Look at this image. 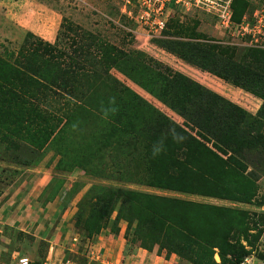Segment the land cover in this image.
<instances>
[{
  "label": "rangeland",
  "instance_id": "obj_1",
  "mask_svg": "<svg viewBox=\"0 0 264 264\" xmlns=\"http://www.w3.org/2000/svg\"><path fill=\"white\" fill-rule=\"evenodd\" d=\"M232 4L235 22L255 8L252 0ZM167 25L147 37L116 0H0V264L12 254L41 263L42 233L45 264H194L173 251L181 234L227 242L245 264H264V78L230 76L264 77V41L249 46L199 10ZM174 43L232 59L211 74L182 61ZM175 72L250 117L228 156L197 163L228 199L147 184L138 145L145 108L125 92L182 124L165 105L175 103ZM62 90L76 100L58 97ZM109 107L116 111L104 118ZM214 252L211 264H220Z\"/></svg>",
  "mask_w": 264,
  "mask_h": 264
},
{
  "label": "trees",
  "instance_id": "obj_2",
  "mask_svg": "<svg viewBox=\"0 0 264 264\" xmlns=\"http://www.w3.org/2000/svg\"><path fill=\"white\" fill-rule=\"evenodd\" d=\"M232 11L235 22L233 4ZM173 46L183 51L184 55L178 54L177 56L186 64L211 74L224 73L227 69L225 65L232 59L230 57L232 55H225L221 52L216 54L213 50H202L200 46L194 44L174 43ZM230 76L243 82L264 78L256 73L243 76L236 71L233 74L230 73ZM172 79H175V85L172 87V101L175 103H165V105L182 119V124L170 120L131 92H125L126 96L137 101L136 106L145 108L138 137L142 136L143 138L138 141V145L140 149H144V158L152 174L147 184L164 190L228 199V193L216 184V179L210 178V173H206L208 176L203 175L200 169H197V163L202 156L209 160L216 158L217 153L228 156L236 144H234L235 137L238 140L246 137L247 133L246 129H243V125L246 126L250 117L235 105L179 73H173ZM45 80L47 81V79ZM50 80L55 85L57 78L53 76ZM62 92L63 95H58V97L66 96L67 100L69 98L76 100L73 97L74 94L69 91L62 90ZM158 93L160 94V91ZM189 100L192 102L190 103ZM172 127L184 135V142L176 144L170 139H166L165 150L154 158L151 154L152 144L156 140L164 138ZM209 145L210 147H208ZM219 162L224 170L232 169V163L227 164L223 159ZM226 171L225 173H227ZM136 196L138 201L146 197L142 194ZM225 244L223 241H213V243L203 245L197 243L195 239L181 234L179 241L177 240L174 244L173 251L182 258L190 259L194 264H211L215 254L214 250L218 251L220 264L242 263L244 259L238 258L234 247L227 242ZM158 256L160 255L158 254ZM228 256L232 259L228 260Z\"/></svg>",
  "mask_w": 264,
  "mask_h": 264
},
{
  "label": "built area",
  "instance_id": "obj_3",
  "mask_svg": "<svg viewBox=\"0 0 264 264\" xmlns=\"http://www.w3.org/2000/svg\"><path fill=\"white\" fill-rule=\"evenodd\" d=\"M74 1L83 2L84 0ZM116 1L120 5V11L131 19L147 37L160 36L172 15L199 10L212 15L217 27L223 32L233 31L235 38L244 39L249 46H255L264 41V0H252L255 5L253 12L250 15H243L239 22L233 21V0ZM245 261L240 264H245ZM18 264H28V259L20 258Z\"/></svg>",
  "mask_w": 264,
  "mask_h": 264
},
{
  "label": "clouds",
  "instance_id": "obj_4",
  "mask_svg": "<svg viewBox=\"0 0 264 264\" xmlns=\"http://www.w3.org/2000/svg\"><path fill=\"white\" fill-rule=\"evenodd\" d=\"M110 104H115V100H110ZM116 109L114 107H109L107 109H103V116L107 118L108 114L114 113ZM170 139L172 142L176 144L183 143L185 140L184 135L179 132L176 128H170L167 133L165 134L164 138L156 140L151 146V154L155 158L156 156L160 155L165 150V140Z\"/></svg>",
  "mask_w": 264,
  "mask_h": 264
},
{
  "label": "crops",
  "instance_id": "obj_5",
  "mask_svg": "<svg viewBox=\"0 0 264 264\" xmlns=\"http://www.w3.org/2000/svg\"><path fill=\"white\" fill-rule=\"evenodd\" d=\"M39 235V234H38ZM38 240H40V241H44V242H46L47 243V245H46V248H45V253L43 254V256H42V262L41 263H39V264H45V262L46 261H48V249H49V241L45 238V234L44 233H42V234H40L39 236H38ZM52 246H51V249H50V251L52 250ZM143 252H142V254L146 257L147 255H152L151 256V259L150 260H152L153 261V258L152 257H154V259H156V260H158V261H161V260H163V258H161L160 256H158V255H156V253H154V252H147V251H144V250H142ZM150 253V254H149ZM153 253H154V255H153ZM50 254V253H49ZM11 256V255H10ZM20 259V258H19ZM166 261H168V260H166ZM9 264H18V260L15 258V256H14V254H12V256H11V258H10V260H9ZM66 264H69V262L68 261H66Z\"/></svg>",
  "mask_w": 264,
  "mask_h": 264
}]
</instances>
